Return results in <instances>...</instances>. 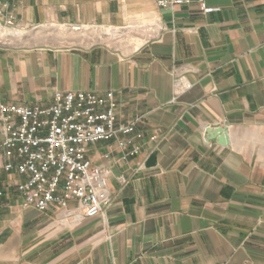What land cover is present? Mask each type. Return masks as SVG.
<instances>
[{
    "label": "crops",
    "instance_id": "0c3cea01",
    "mask_svg": "<svg viewBox=\"0 0 264 264\" xmlns=\"http://www.w3.org/2000/svg\"><path fill=\"white\" fill-rule=\"evenodd\" d=\"M206 3L215 10L14 0L18 29L106 26L134 41L0 45V102L45 106L58 89L111 90L118 121H136L145 139L125 161L114 141L91 147V160L112 169L103 214L72 224L55 206L5 208L0 264H264V0ZM179 77L191 87L175 94ZM213 124L226 125L229 144L205 139ZM151 154L156 165L138 169Z\"/></svg>",
    "mask_w": 264,
    "mask_h": 264
},
{
    "label": "built area",
    "instance_id": "2783aa9c",
    "mask_svg": "<svg viewBox=\"0 0 264 264\" xmlns=\"http://www.w3.org/2000/svg\"><path fill=\"white\" fill-rule=\"evenodd\" d=\"M155 2L160 8L197 3L204 13L215 10L206 0ZM3 25L18 26L14 0H0ZM190 87L183 77L174 80L175 94ZM144 139L136 121H118V102L111 90L58 89L45 106L0 102V226L5 208L13 207L47 211L55 206L63 213L62 221L72 224L103 214L111 204L112 169L91 160V147L114 141L125 161L141 155ZM149 139L157 149L158 134ZM144 164L141 161L138 169ZM117 179L122 185L130 182L124 175Z\"/></svg>",
    "mask_w": 264,
    "mask_h": 264
},
{
    "label": "rangeland",
    "instance_id": "374dc122",
    "mask_svg": "<svg viewBox=\"0 0 264 264\" xmlns=\"http://www.w3.org/2000/svg\"><path fill=\"white\" fill-rule=\"evenodd\" d=\"M134 40L130 32L106 26L72 27L54 26L24 31L12 26H0V45H48L74 47L106 44L117 48H132ZM140 42H137V46Z\"/></svg>",
    "mask_w": 264,
    "mask_h": 264
},
{
    "label": "water",
    "instance_id": "95a60500",
    "mask_svg": "<svg viewBox=\"0 0 264 264\" xmlns=\"http://www.w3.org/2000/svg\"><path fill=\"white\" fill-rule=\"evenodd\" d=\"M205 139L211 141L216 139L218 143L222 145L229 144L228 129L226 125H208L205 129ZM157 163L156 154H151L145 162L146 167H153Z\"/></svg>",
    "mask_w": 264,
    "mask_h": 264
}]
</instances>
